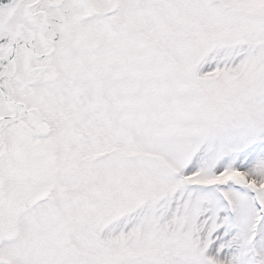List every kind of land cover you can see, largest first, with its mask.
<instances>
[{"label":"snow or ice","instance_id":"snow-or-ice-1","mask_svg":"<svg viewBox=\"0 0 264 264\" xmlns=\"http://www.w3.org/2000/svg\"><path fill=\"white\" fill-rule=\"evenodd\" d=\"M0 264H264V0H0Z\"/></svg>","mask_w":264,"mask_h":264}]
</instances>
